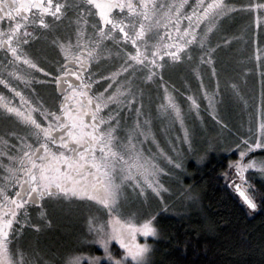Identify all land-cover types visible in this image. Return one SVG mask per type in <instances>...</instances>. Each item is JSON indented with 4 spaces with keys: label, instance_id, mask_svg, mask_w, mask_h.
<instances>
[{
    "label": "snow or ice",
    "instance_id": "1",
    "mask_svg": "<svg viewBox=\"0 0 264 264\" xmlns=\"http://www.w3.org/2000/svg\"><path fill=\"white\" fill-rule=\"evenodd\" d=\"M186 4L187 0L172 4L159 3L158 0H84L83 7L96 10L99 25L93 27H98L99 31L94 42L89 41V45L83 47L76 46L80 55L74 54L76 49L70 43L67 46L61 45L65 52V63L59 69L62 76L56 79V83L61 87L65 104L61 105L60 114L40 113L49 121L45 126L33 115L37 109L20 111L8 106L4 102L5 98L0 96V107L21 119L36 137L35 146L23 144L20 149L22 155L11 156L0 152V156L7 155L9 161L7 166L0 165L5 173L0 177V264H27L25 254L10 246L15 235L14 224L18 223L19 214L27 206L43 207L41 202L52 198L95 201L106 210V219L92 217L89 220V230L94 234L95 243L102 250L103 256H72L65 264H85V261L86 264H148L149 246L139 243L137 236H154L156 228L151 220L137 224L132 218L124 217L120 201L123 188L127 185L138 186L141 192L151 188L159 194L162 185L156 177L162 169L134 143L143 134L139 132V124L133 130L137 135L129 134L121 141L116 136L117 129L112 126L114 118L109 116L105 119V110L112 104L126 101L131 93L117 88L110 96L92 95L93 89L84 83L87 76L81 73L87 72L88 65L98 54L103 41L116 40L117 37L119 42L125 45L130 43L135 50L134 53H125L127 66L121 69L123 72L135 70L136 66L151 65L153 70L162 67L157 61H163L165 55L177 61L189 45L198 43L202 48L205 47L207 36L217 27V22L234 11L224 0H196L191 13L185 15ZM68 7L66 3L54 4L53 0H0V21L9 22L7 31L0 30V47L10 51L16 60L23 59L12 45L22 36L29 35L26 30L28 22L38 21L47 28L49 25L45 23L44 17L50 15L59 20ZM252 8H264V4L248 6V10ZM181 21H187V27L182 30ZM161 24L165 28L171 26L176 31L179 44H163V39L170 37L166 33L164 38H160ZM201 28L204 29L203 35L197 32ZM77 36L79 38V33ZM22 42L27 43L26 40ZM87 47H91V50L85 54ZM172 48L175 51L169 50ZM213 51L208 49V63L212 62ZM259 53L258 49L257 60L260 59ZM23 62L31 68L37 67L28 59ZM69 62L74 70H69ZM39 71L43 72L44 69ZM119 74L117 72L112 78L115 79ZM10 75L24 79L17 73ZM72 77L76 78L75 83ZM151 78L150 71L148 79ZM0 84L11 87L2 78ZM11 90L16 92L15 88ZM68 91L71 95L66 94ZM16 94L21 96L22 102H26L20 93ZM188 99L192 100L193 107H198L192 97ZM209 103L211 106V98ZM167 107L183 123L181 111L170 97ZM259 132L260 135L253 141H242L246 151H241L240 159L229 164V168L235 170L244 185L242 188L241 184H235V191L251 210H256L258 205L255 190L248 185L244 174L252 169L264 172V160L253 159L246 163L244 160L254 149H264V119L259 124ZM0 144L6 146L5 141H0ZM175 167L181 165L175 164ZM24 215L26 217L27 213ZM33 227L37 230L40 228L39 225ZM114 243L122 255L113 253Z\"/></svg>",
    "mask_w": 264,
    "mask_h": 264
},
{
    "label": "rangeland",
    "instance_id": "2",
    "mask_svg": "<svg viewBox=\"0 0 264 264\" xmlns=\"http://www.w3.org/2000/svg\"><path fill=\"white\" fill-rule=\"evenodd\" d=\"M254 1L250 0L252 5H255ZM158 2L172 4L178 3L179 0H158ZM224 2L233 7L229 0ZM195 3L196 0H187L185 15L191 13ZM233 15L240 20L235 23L237 28L233 26L235 19L229 21L226 18ZM227 16L222 17L217 22V27L208 34L205 47L202 48L198 43L189 45L181 52V58L177 61H172L165 55L163 61H157L162 67H156L154 70L151 65H147L136 66L135 70L129 69L128 72L121 71L127 66L125 53H134V48L130 43L125 45L119 42V37L116 40L103 41L102 54L107 60L105 74L107 78L101 83L102 94L110 96L117 88L122 92L131 93L126 101L110 105L105 110V119L109 116L114 118L112 126L117 129L116 136L121 141H124L129 134L137 135L133 130L139 124V132L143 134L139 135L134 143L146 157L153 159L162 169L156 177L162 185L159 194L151 188H145L141 192L140 187L127 185L123 188L120 201L124 217L132 218L137 224L151 220L156 228L154 236H137L139 243L149 246L148 264L157 262L154 246L158 234L156 225L158 212L162 209L161 215H171L175 214L177 209H181V214L188 210L190 198L188 199L183 193L182 180L186 176L187 163L193 161L202 164L208 157L229 151L228 147L232 143H237V150L243 151L246 148L242 141L251 142L260 135L259 124L264 119V8L245 10L235 7ZM222 19L224 21L220 24ZM239 23H242L243 29L240 27V30L238 29ZM229 24L233 29H238V33L241 31L245 36L247 34V38L244 37V41L241 39L236 41L233 47L236 48L234 53L224 52L223 47H219L218 54L223 53L222 56L225 58L215 61L214 54L218 44L211 42L212 36L214 33L219 36L223 27L226 28ZM259 26L262 31L259 32L260 35H255ZM185 27L187 21H181V30ZM218 27L220 29L216 32ZM197 32L203 35L204 29H198ZM166 33L170 38H164ZM159 36L164 38L162 42L165 45L180 43L176 31L171 26L165 28L161 24ZM260 41L263 45L260 46V59L257 60L259 47L255 49L254 46ZM243 42L249 45L251 42L250 57L249 51L247 55L244 54L246 50L242 49ZM208 49L214 50L211 63H208ZM169 50L175 51V48ZM243 56L247 61L248 59L251 61L247 64H239L240 60L243 61ZM150 71L152 78L148 79ZM117 72L120 74L113 79ZM233 85L236 87L233 88ZM169 97L179 107L183 123L176 119L171 108L167 107ZM189 97L195 100L198 107H193ZM3 120L0 118V129L6 124ZM3 137L0 136V141H4L1 139ZM0 152L9 155L4 144H0ZM7 155H4V158H7ZM14 155L15 153H11V156ZM1 157L3 155L0 156V164L3 165L6 160ZM175 164H180L181 167L177 168ZM4 175V171L0 170V177ZM241 187L243 188L244 185L241 184ZM193 200H196L195 196L191 197L190 203ZM92 217L103 220L107 218L106 210L85 201L78 203L76 200H71L65 203L58 199L53 200L50 206L36 208L30 212V222L17 231L15 240L10 246L13 250L19 249L25 254L27 264H65L72 256H103L102 250L95 244L94 234L89 230V220ZM33 225H39V230ZM67 225L68 229L64 228ZM56 230L65 238L62 248L68 246L65 242L69 238L67 236H71L75 231L71 239L69 238L75 242V245L66 248L61 254L56 253V256H60L52 259L47 252L50 253L48 250L54 249L56 245L51 240ZM43 236L47 242L45 247H41ZM112 251L114 254L122 255L115 244L112 246Z\"/></svg>",
    "mask_w": 264,
    "mask_h": 264
},
{
    "label": "trees",
    "instance_id": "3",
    "mask_svg": "<svg viewBox=\"0 0 264 264\" xmlns=\"http://www.w3.org/2000/svg\"><path fill=\"white\" fill-rule=\"evenodd\" d=\"M226 18L232 20L229 16ZM223 21L224 19L220 24ZM237 21L240 22L236 19L234 27ZM241 25L242 23H239V30L242 28ZM233 26L229 24L226 28L223 27L219 36L213 34L211 42L218 44L214 54L215 61L225 58L222 56L223 53L218 54L219 47H223L224 52L234 53L236 41L247 38V34L245 36L241 31L238 33V29H233ZM257 28L258 33H254L255 35L262 31L260 26ZM219 29L220 27L216 32ZM249 37L251 40V35ZM243 44L242 49L246 50L244 54L247 55L249 51L250 57L251 42L250 45L244 42ZM257 44L254 46L255 49L258 47L260 49L263 45L261 41ZM243 57L239 64L251 61ZM228 149L229 151L208 157L202 164L193 161L187 163L186 176L182 178L183 193L188 199L195 196L196 200L191 203L190 199L188 200V210L183 214L181 209H177L176 213L171 215H161L162 209L158 212L156 217L158 234L154 246L156 264H264V175L257 170H248L244 174L248 185L255 190L258 205L256 210H251L232 185L237 173L229 168V164L239 160L237 143H232ZM250 156L264 160V149H254ZM4 157L3 155L1 158ZM0 170L3 171V167H0ZM64 228L68 229V225ZM73 234L67 237L70 238ZM69 238L65 241L68 244L66 248L75 245ZM51 240L56 245L54 249L48 250L50 253L47 252V255L57 259L60 255L55 254H61L66 250L61 247L65 238L56 230ZM45 244L47 242L43 236L41 247H45Z\"/></svg>",
    "mask_w": 264,
    "mask_h": 264
},
{
    "label": "flooded vegetation",
    "instance_id": "4",
    "mask_svg": "<svg viewBox=\"0 0 264 264\" xmlns=\"http://www.w3.org/2000/svg\"><path fill=\"white\" fill-rule=\"evenodd\" d=\"M229 1L234 8L245 10H248V6L252 5L250 0ZM53 3H66L69 7L59 20L50 15L45 16V23L49 25L47 28L41 26L38 21L30 20L26 29L29 35L22 36L19 40L13 42L12 46L17 48V55L23 59L16 60L10 51L0 47V78L7 80L8 84L11 85V87H6L4 84H0V96L5 98L4 102L8 106L18 108L20 111L27 112L29 109H37V112H34L33 115L38 122L45 126H47L49 121L45 120L40 113L59 115L61 105L65 104L61 87L56 83V79L62 76L59 69L65 63V52L62 51L61 45L67 46L70 43L74 49H76L77 45L82 47L89 45V41H95L99 31L98 27H93L94 25H99L96 10L83 7L84 0H53ZM254 4H264V0H255ZM241 12L244 13L245 11ZM245 13L248 14V12ZM230 18L232 20L239 19L235 15ZM245 21H247V16H245ZM8 28L9 22L7 20L0 21V30L7 31ZM21 31L23 32L24 29ZM77 33H79V38ZM25 40L27 43L22 42ZM107 40L112 41L111 39ZM102 49L101 47L98 54L91 60L87 72L81 73L82 76H87L84 83L93 89L92 95L102 94L101 83L107 78L105 75L107 60L102 54ZM88 50H91V47L85 48V54ZM74 54L80 55L79 49H76ZM24 59L32 61L37 67L31 68L23 62ZM41 68L44 69L43 72L39 71ZM69 70H74L71 62H69ZM11 73H17L24 79H17L15 75H10ZM71 79L74 83L76 82L75 77ZM11 88H15L16 92H13ZM16 93H20L26 102H22L21 96ZM66 94L71 95V92L68 91ZM0 118H3V122H6L5 126L0 129V136H4L1 139L6 142L4 147L9 152V155L11 153H15L14 156L22 155L20 149L23 144L35 146L36 137L31 134V129L21 119L14 114L6 112L3 107H0ZM5 160L3 166L9 164L8 159L5 158ZM56 199L58 198L45 199L41 202L43 207L29 205L22 210L18 216V223L14 224L15 235L11 243L15 240L17 231L30 222L29 215L33 209L46 208ZM58 200L65 203L71 202V200H76L78 203L79 201H85L100 206L95 201L80 200L78 198ZM25 212L27 213L26 217L24 215Z\"/></svg>",
    "mask_w": 264,
    "mask_h": 264
},
{
    "label": "crops",
    "instance_id": "5",
    "mask_svg": "<svg viewBox=\"0 0 264 264\" xmlns=\"http://www.w3.org/2000/svg\"><path fill=\"white\" fill-rule=\"evenodd\" d=\"M239 153H240V151H237L238 158L240 159ZM253 159H255V160H257V161L262 160V159L259 158V157H254V156L252 157V156H250V153H248V155H247V157L245 158L244 162L246 163V162H248L249 160H253ZM252 170H257L259 173H261V175H264V174H263L261 171H259L258 169H252Z\"/></svg>",
    "mask_w": 264,
    "mask_h": 264
},
{
    "label": "built area",
    "instance_id": "6",
    "mask_svg": "<svg viewBox=\"0 0 264 264\" xmlns=\"http://www.w3.org/2000/svg\"><path fill=\"white\" fill-rule=\"evenodd\" d=\"M232 184H233V187H234V184H240V182L238 181V179L234 178L232 180ZM235 188V187H234Z\"/></svg>",
    "mask_w": 264,
    "mask_h": 264
}]
</instances>
